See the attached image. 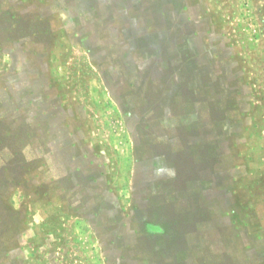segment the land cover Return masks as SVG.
I'll return each instance as SVG.
<instances>
[{"label": "rangeland", "instance_id": "1", "mask_svg": "<svg viewBox=\"0 0 264 264\" xmlns=\"http://www.w3.org/2000/svg\"><path fill=\"white\" fill-rule=\"evenodd\" d=\"M154 34L179 55H143ZM181 81L209 85L203 118L222 138L164 128L196 100L163 109ZM173 134L186 139L175 152L157 142ZM1 143L14 152L0 169V264H185L170 250L264 264V0H0ZM160 154L183 177L218 178L195 218L211 224L184 225L187 205L146 186L143 162ZM161 222L172 228L144 227Z\"/></svg>", "mask_w": 264, "mask_h": 264}, {"label": "crops", "instance_id": "2", "mask_svg": "<svg viewBox=\"0 0 264 264\" xmlns=\"http://www.w3.org/2000/svg\"><path fill=\"white\" fill-rule=\"evenodd\" d=\"M159 34H162V33H159ZM171 34L172 33L168 34V41H170L169 38L171 37ZM161 36L162 35L158 36L157 34H154L149 37L152 40L150 39L147 40L146 39L147 36L145 38L142 37L141 40H144L143 43H145L146 46H148V41L152 43L155 41V43L152 44L153 46H151V48L145 46L146 48L144 49V51L142 50L141 52L143 55H147L150 53H158L159 57L162 58V61H169L170 59L173 60L179 55V52H177V50L175 49H172L171 46L173 45L168 44L169 42H165V44L162 43L161 41L157 42L159 39L162 38ZM135 49L136 48L133 46L130 47L129 48L130 54L133 53ZM177 78L178 76L176 77V81L178 80ZM186 85H187L186 89L188 88L187 90H185V85H183L184 87H182V81L178 82V84L176 82V84L173 86L172 91H170V94H168L167 96L164 95L162 97V103L164 104L163 109L172 108V104L174 100H177L179 98L181 100L182 99L185 100L187 92L189 94L194 93L196 97V100L191 102L192 108H190L189 111H184V112L181 111L180 113H176V114L171 113L169 116L168 115L164 117L162 116V118H160L159 120H161V123L163 124L164 128L167 129L168 132H171V131H174V129H180V128L181 129L190 128L192 130L199 128V130H202V131H201V135L198 138L196 137V139H198L196 140V142L205 141L206 143H210L213 140L215 141L217 139L222 138L220 135H217L215 132L211 131V130H214L215 128V125L212 123V121L203 118L206 112V106L203 105L202 103L203 101L200 98L199 92L200 90L203 89V87H209V85H201V84L194 85L193 82L192 83L188 82ZM22 86L25 87V85H22ZM12 87L13 85H10L8 82H6V87L4 88V92L7 98L5 101H1L2 102L1 104L3 108L6 109V112H7L6 115L10 114L11 115L10 117L12 119H17L18 117H20L19 116L20 112L16 111L17 110L16 106H14L16 108L14 111V108L12 107L13 102L8 99L10 95H13L15 93L14 91H12L11 89ZM60 132H63L64 136L66 137H68V135L69 136L71 135L68 132H65L64 130H60L54 133L57 136L58 133L61 135ZM157 140L159 144H169L173 148L174 152L176 150H179L181 146L184 145V143H186L185 137L178 135V134L165 135V136L157 138ZM189 140L191 141V138H189ZM190 143L192 144V142ZM1 145L2 143L0 144V146ZM20 151L23 153V155L24 153H26L25 148L21 149ZM13 152L14 150H10L9 148L7 149H4L2 147L0 148V169L4 168L7 164L10 163V161L13 159ZM66 155H68V153H66ZM65 158L67 159V156ZM143 163H144L143 165H145L147 168L149 167V170H152L153 174H155L154 178L150 177L148 179V182H147L148 184L146 185L148 187L149 186L151 187V192L153 194H156V195L164 194L166 198V203H169V204L178 203L180 204V206L187 205L188 211L182 212V213H179L178 211L176 212V215L180 216V218L183 220L184 225H192L195 223L196 228H203L204 225H206L205 224L206 222L211 224V220L196 223L195 218L201 210L202 197H200V193H199L201 191L200 189L215 187L218 184L217 177L214 178L212 182L199 180V179H196V180L188 179L185 175L183 177L179 175L180 173H178L175 170L176 168L174 167L172 168L169 165L168 157L163 154H160L154 157L153 159H147ZM87 177H84L82 174L81 178H76V179H79V180L82 179L81 183H90V182L95 183V181L99 180L98 176H96V178H93L92 176H87ZM166 181L176 182L181 188H179L176 191H168L165 187V184L162 185ZM186 185H187V188L185 187ZM182 186L184 187L182 188ZM138 222L140 223L141 220H139ZM144 227L145 228H153V227L172 228V226H170L166 222L165 223L161 222V224L158 226L157 225L154 226L151 223H145ZM166 254L170 255V258L168 259H177L178 262H183L185 264H196V261H194L195 260L194 252L191 250L178 252L176 254L173 251L171 252L170 250V251H167Z\"/></svg>", "mask_w": 264, "mask_h": 264}]
</instances>
